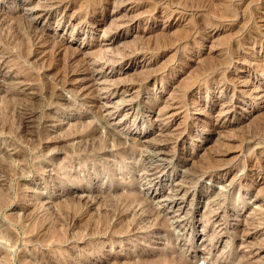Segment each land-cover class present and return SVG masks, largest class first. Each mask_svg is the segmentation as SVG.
<instances>
[{
    "label": "rangeland",
    "instance_id": "374dc122",
    "mask_svg": "<svg viewBox=\"0 0 264 264\" xmlns=\"http://www.w3.org/2000/svg\"><path fill=\"white\" fill-rule=\"evenodd\" d=\"M0 24V264H264V0H0Z\"/></svg>",
    "mask_w": 264,
    "mask_h": 264
},
{
    "label": "bare ground",
    "instance_id": "6f19581e",
    "mask_svg": "<svg viewBox=\"0 0 264 264\" xmlns=\"http://www.w3.org/2000/svg\"><path fill=\"white\" fill-rule=\"evenodd\" d=\"M191 1V0H190ZM196 1V0H195ZM198 1V0H197ZM203 1V0H202ZM181 2V1H180ZM225 2H227L226 4H224L223 2H222V4H221V7H222V5L224 6H226L225 7V9L226 10H229L230 9V6H231V4H229V1H225ZM70 3V2H69ZM219 4V3H218ZM51 5H53V4H51ZM50 5V6H51ZM200 5V4H199ZM198 5V6H199ZM202 5V4H201ZM210 5V4H209ZM53 6H55V5H53ZM191 6H192V4H191ZM49 8V7H48ZM53 8V7H52ZM55 8V7H54ZM153 8V7H152ZM56 9H58V8H56ZM215 9V8H214ZM224 8L223 9H220V10H225ZM149 10V9H148ZM146 11V10H145ZM221 12V11H220ZM35 12H34V10H31V8H30V10L27 12V15H30L31 17H37L36 15L38 14L37 12V14L35 15L34 14ZM225 13V11H223V14ZM230 13V12H229ZM226 14V13H225ZM228 14V13H227ZM230 15V14H229ZM247 15V14H246ZM25 17V16H24ZM23 17V18H24ZM91 17V16H90ZM15 19V18H14ZM28 19V18H27ZM31 19V18H30ZM87 19V18H86ZM26 21V20H25ZM10 25V24H9ZM27 25H28V22H27ZM0 26H1V24H0ZM242 27V26H241ZM9 28V27H8ZM29 28L31 29V31L30 32H32V36H31V43H32V46L34 47V46H36V50H38L39 49V47H38V45L39 44H44V45H47V44H49V42H50V44H51V41H48L47 40V38H46V36H48V35H46V36H44V32H43V29H38V28H36V26H33V24L30 22V25H29ZM28 28V29H29ZM108 28V27H107ZM186 29V28H185ZM8 30V29H7ZM45 31V30H44ZM29 32V33H30ZM16 33V32H15ZM26 33V32H25ZM179 33V32H178ZM14 34V33H13ZM182 34V33H181ZM26 36H27V34H26ZM20 37V36H19ZM63 37V36H62ZM4 38V37H3ZM48 38H50L49 36H48ZM172 38V37H171ZM179 38V37H178ZM27 39H28V37H27ZM55 38H53L52 40H54ZM23 40V39H22ZM29 41H30V37H29ZM48 41V42H47ZM175 41V40H174ZM53 42V41H52ZM144 42V41H143ZM164 42V41H163ZM54 43V42H53ZM58 43V42H57ZM139 43V42H138ZM62 44V43H61ZM160 44V43H159ZM55 45H57L56 44V40H55V44L53 45V46H55ZM63 45V44H62ZM49 46V45H48ZM244 46V45H243ZM50 47V46H49ZM52 47V46H51ZM50 47V48H51ZM70 47V46H69ZM54 48V47H53ZM53 48H51V50L53 51ZM62 48V47H61ZM32 49V48H31ZM35 49V48H34ZM49 49V48H48ZM56 49V48H55ZM58 49V48H57ZM57 49H56V51H57ZM98 49H100V48H98ZM27 50H28V48H27ZM47 50V49H46ZM50 50V51H51ZM58 50H61V49H58ZM52 51H51V55H52ZM67 51V50H66ZM73 51V50H72ZM32 52H33V50H32ZM54 52V51H53ZM58 52V51H57ZM56 52V53H57ZM64 52V51H63ZM55 53V52H54ZM54 53H53V55H54ZM74 53H76V52H74ZM69 54V53H68ZM67 54V55H68ZM56 55V54H55ZM86 55V54H85ZM88 55V54H87ZM63 56V55H62ZM69 56V57H68ZM67 56V58L68 59H72L73 58V56H74V54H73V56L71 55V57H70V55H68ZM95 56V55H94ZM60 57H61V55H60ZM75 57V56H74ZM92 57V56H91ZM126 58V57H125ZM58 59V58H57ZM66 59V58H65ZM63 60V59H62ZM67 60V59H66ZM224 61V60H223ZM51 62V61H50ZM69 62V61H68ZM94 63V65L96 64V61H93ZM99 62V61H98ZM112 62V61H111ZM70 63V62H69ZM73 63V62H72ZM92 63V62H91ZM90 63V64H91ZM225 63V62H224ZM44 64V63H43ZM86 64V63H85ZM226 64V63H225ZM87 65H89V64H87ZM42 66V65H41ZM58 66V65H57ZM65 66V65H64ZM90 66V65H89ZM89 66H86V68H84L85 69V71H87L88 72V75H90V76H88L89 78H91L92 79V74L90 73V70H89ZM96 66V65H95ZM60 69V68H59ZM111 69V68H110ZM78 70V69H77ZM263 70V69H262ZM61 71H63V69L61 70ZM65 72H67V71H65ZM65 72H64V74H63V76L61 75V76H57V78H55V81L58 83V84H60L61 85V87H66V86H68V82H69V79L71 78V76L69 77V72H67L66 74H65ZM54 73H56V72H54ZM53 73V74H54ZM74 73V72H73ZM57 74V73H56ZM58 75V74H57ZM70 75H72V74H70ZM73 77V76H72ZM84 78V77H83ZM88 79V78H87ZM93 79H94V76H93ZM92 79V80H93ZM75 80V79H74ZM115 80V79H114ZM70 81H72V80H70ZM112 82V81H111ZM118 82V81H117ZM74 83V82H73ZM113 84V83H112ZM121 84V83H120ZM124 84V83H123ZM94 85V84H93ZM96 85V84H95ZM70 86V85H69ZM80 86V85H79ZM127 86V85H126ZM60 87V86H59ZM74 87V86H73ZM88 88V86H86L85 85V88ZM92 87V86H91ZM107 87V86H106ZM54 88V87H53ZM77 88V87H76ZM52 89V88H51ZM68 89H70V90H72V91H74V92H76V93H78V95L80 96V95H82V97H84V96H87L88 94H87V92L88 91H86L85 92V90L83 89V88H79L80 90H76V89H74V88H68ZM82 89H83V91H82ZM93 89H95V88H93ZM99 89V88H98ZM119 88H117V89H114V88H109V86L107 87V88H104L103 90H102V88H100L98 91H96V90H94V91H96V93H95V96H96V99H95V103H96V105H98L99 107L100 106H102V105H100V103L99 102H104L103 100H104V97H110L111 95H113V94H115V93H118L117 91H119L118 90ZM127 89V88H126ZM90 90V89H89ZM92 90V89H91ZM91 90L89 91L90 93H91ZM102 90V91H101ZM94 91H92V92H94ZM103 92V93H102ZM101 93V94H100ZM126 93V92H125ZM235 93V92H234ZM94 95V94H93ZM89 96V95H88ZM91 96V95H90ZM125 96V95H124ZM21 97V96H20ZM60 97H61V95H60ZM112 97V96H111ZM123 97V96H122ZM82 99V98H81ZM17 100V99H16ZM121 100V99H120ZM259 101V100H258ZM189 104V103H188ZM95 105V104H94ZM223 105V104H222ZM9 106V105H8ZM165 106V105H164ZM98 107V108H99ZM161 109H163V108H161ZM226 109H228L229 110V107L228 106H226ZM8 110V109H7ZM98 110V109H97ZM101 110V109H100ZM230 111V110H229ZM97 112V111H96ZM99 112V111H98ZM97 112V113H98ZM101 112V111H100ZM227 112V111H226ZM262 112V111H261ZM102 113V112H101ZM105 113V112H104ZM104 113H102L103 114V117L101 116V118H102V120H109V117H107ZM146 113V112H145ZM20 114V113H19ZM237 114V113H236ZM105 115V116H104ZM146 115V114H145ZM170 115V114H169ZM116 116V115H115ZM136 116V115H135ZM151 115H148V118L150 117ZM167 116V115H166ZM18 117V116H17ZM22 117V116H21ZM146 117V116H145ZM263 117V116H262ZM159 118V117H158ZM166 118V117H165ZM221 118V117H220ZM13 119V118H12ZM222 119V118H221ZM220 119V127H224V125H225V121H222ZM86 120V119H85ZM101 120V119H100ZM121 120V119H120ZM150 120H152L151 118H150ZM148 121V120H147ZM160 121V120H159ZM165 122V121H164ZM163 122V123H164ZM255 122V121H254ZM182 123V122H181ZM2 125V124H1ZM215 126V125H214ZM26 127V126H25ZM209 127H207L206 128V131L208 132V131H210V129H208ZM238 128V127H237ZM192 129V128H191ZM214 129V128H213ZM179 131V130H178ZM14 132V131H13ZM109 132V131H108ZM94 133V132H93ZM113 133V132H112ZM180 133V135L181 136H183V137H185V135L186 136H189V138H194V137H197L198 136V134H197V132H196V130L195 131H192L191 130V132L189 131V128L188 127H186V128H184V129H182V131L181 132H179ZM114 134V133H113ZM185 134V135H184ZM111 135V134H110ZM115 135V134H114ZM176 135V134H175ZM179 135V136H180ZM88 136V135H87ZM95 136V135H94ZM111 136H113V135H111ZM202 137V136H201ZM120 138V137H119ZM112 139H114V140H116V138L114 137V138H112ZM111 139V140H112ZM121 139V138H120ZM172 139V138H171ZM170 139V140H171ZM183 139V138H182ZM196 139V138H195ZM199 140H200V138H198ZM88 140V139H87ZM122 140V139H121ZM120 140V141H121ZM125 140V139H124ZM92 141V140H91ZM117 141H119V139L117 138ZM135 142V141H134ZM166 142V141H165ZM195 142V141H194ZM100 143V142H99ZM115 143V142H114ZM121 143V142H120ZM126 143H127V141H126ZM138 143H141V142H138ZM143 143V142H142ZM97 144V143H96ZM122 144V143H121ZM85 145V144H84ZM141 145V144H140ZM140 145H138V146H136V147H138V151H139V146ZM147 145V144H146ZM167 145V144H166ZM144 146H145V144H144ZM144 146H140V149H141V147H144ZM152 146H154L153 148H152ZM131 147V146H130ZM127 149V148H126ZM151 149H153L154 151L157 149V152L159 153V154H161V150H163L164 149V144H152L151 146L149 145V146H147V147H144L143 149H142V151H144V152H148L149 150H151ZM120 150V149H119ZM118 151V150H117ZM141 151V150H140ZM153 151V152H154ZM159 151H161V152H159ZM127 153V152H126ZM140 153V152H139ZM143 153V152H142ZM157 154V153H156ZM143 155V154H142ZM147 155H149V156H151V157H154V154H151V153H148ZM164 155H165V153H164ZM158 157V156H157ZM122 158V157H121ZM137 158V157H136ZM213 158V157H212ZM218 159V158H217ZM156 160H159V159H156ZM146 161V160H145ZM137 162V161H136ZM158 163V162H157ZM144 164V163H143ZM153 166V167H150L149 168V166ZM151 165H149L148 166V168H149V170L150 171H152V173L151 174H149V175H153L154 176V174H156V172H158V169H160V171H161V169L163 168L162 166L160 167V165H158V164H154L152 161H151ZM165 166V165H164ZM117 167V166H116ZM165 168V167H164ZM163 170V169H162ZM196 171V170H195ZM257 171V170H256ZM162 172V171H161ZM167 172V170L166 169H164L163 170V173H166ZM202 172V171H201ZM157 176V175H156ZM115 177V176H114ZM197 178V177H196ZM126 187V186H125ZM264 187V186H263ZM177 188V187H176ZM179 189H181V188H179ZM178 189V190H179ZM185 191V190H184ZM186 192V191H185ZM186 194L187 193H183V195H181V196H183V197H186ZM177 195V194H176ZM180 195H178V196H180ZM180 196V197H181ZM3 201V200H2ZM127 207H129V206H131V202H129V203H126L125 204ZM117 206V205H116ZM120 206V205H119ZM30 207V206H29ZM118 207V206H117ZM137 207V206H136ZM121 208V207H120ZM129 210V209H128ZM65 212V211H64ZM49 215V214H48ZM129 216V215H128ZM109 217V216H108ZM130 217V216H129ZM47 218V217H46ZM120 218V217H119ZM43 221V220H42ZM13 234V233H12ZM39 235V234H38ZM36 238V237H35ZM28 241V240H27ZM31 257V256H30Z\"/></svg>",
    "mask_w": 264,
    "mask_h": 264
}]
</instances>
